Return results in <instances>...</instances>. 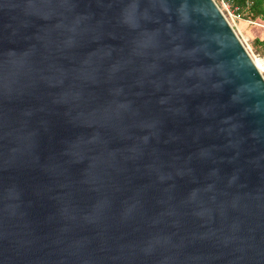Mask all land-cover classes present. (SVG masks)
I'll return each mask as SVG.
<instances>
[{
    "label": "water",
    "instance_id": "1",
    "mask_svg": "<svg viewBox=\"0 0 264 264\" xmlns=\"http://www.w3.org/2000/svg\"><path fill=\"white\" fill-rule=\"evenodd\" d=\"M0 264H264V77L215 0H0Z\"/></svg>",
    "mask_w": 264,
    "mask_h": 264
},
{
    "label": "rangeland",
    "instance_id": "2",
    "mask_svg": "<svg viewBox=\"0 0 264 264\" xmlns=\"http://www.w3.org/2000/svg\"><path fill=\"white\" fill-rule=\"evenodd\" d=\"M215 2L223 14L230 20L228 11L222 2L220 0H215ZM236 24L238 27L235 26L234 29L249 54L256 63L263 61L260 58H264V46L260 45L259 41L264 42V23L260 20L252 21L243 17L240 20H236Z\"/></svg>",
    "mask_w": 264,
    "mask_h": 264
},
{
    "label": "trees",
    "instance_id": "3",
    "mask_svg": "<svg viewBox=\"0 0 264 264\" xmlns=\"http://www.w3.org/2000/svg\"><path fill=\"white\" fill-rule=\"evenodd\" d=\"M233 9H238V14L252 21L260 20L264 23V0H227ZM258 43V42H257ZM264 46V42H260Z\"/></svg>",
    "mask_w": 264,
    "mask_h": 264
},
{
    "label": "built area",
    "instance_id": "4",
    "mask_svg": "<svg viewBox=\"0 0 264 264\" xmlns=\"http://www.w3.org/2000/svg\"><path fill=\"white\" fill-rule=\"evenodd\" d=\"M222 2V4L226 7L227 11H228V16L230 17V20L227 18V20L229 21V23L231 24V26H233V28L236 26V20H240L242 18V16L240 14H238V9H233L231 7V4L227 1V0H220ZM264 61V58H260ZM263 77H264V68L261 71Z\"/></svg>",
    "mask_w": 264,
    "mask_h": 264
},
{
    "label": "bare ground",
    "instance_id": "5",
    "mask_svg": "<svg viewBox=\"0 0 264 264\" xmlns=\"http://www.w3.org/2000/svg\"><path fill=\"white\" fill-rule=\"evenodd\" d=\"M236 26H237V24H236ZM238 27V26H237ZM252 57V56H251ZM253 59V58H252ZM253 61H254V63H255V65L257 66V68L260 70V71H262L263 70V68H264V61H261V62H257L256 63V61L253 59Z\"/></svg>",
    "mask_w": 264,
    "mask_h": 264
}]
</instances>
